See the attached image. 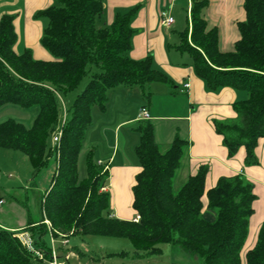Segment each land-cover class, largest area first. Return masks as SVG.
Wrapping results in <instances>:
<instances>
[{"label":"trees","instance_id":"trees-1","mask_svg":"<svg viewBox=\"0 0 264 264\" xmlns=\"http://www.w3.org/2000/svg\"><path fill=\"white\" fill-rule=\"evenodd\" d=\"M55 1L36 13L46 20L40 43L51 59H36L30 49L15 51L14 16L0 18V107L39 106L31 126L14 119L0 122V147L24 153L34 175L55 164L49 188L42 194L40 223L28 218L23 230L30 234L35 250L23 244L20 232L0 226V264H45L51 254L44 239L49 233L54 238L61 234L127 238L136 259L160 253V245L169 243L199 256L204 264H264V221L245 262L241 258L254 212L253 182L239 173L222 176L205 190L208 167L202 165L174 189L189 142L176 135L162 149L150 120L138 122L140 141L134 148L141 167L132 187L138 221L111 214L110 192L105 189L108 167L97 161L92 149L86 152L85 177L80 179L78 161L94 106L105 110L108 91L117 86L141 87L148 98V84L169 79L153 67L150 55L129 56L134 33L130 23L137 6L116 13L110 25L98 27L101 0ZM208 3L191 0L189 26L179 32L175 47L190 56L208 89L230 86L245 91L246 97L233 103L235 118L212 123L229 156L243 147L245 164L253 165L258 163V139L264 136V0H243L245 19L237 23L239 38L227 52L218 48L216 28L207 29L203 11ZM89 72L90 79L73 100L54 146L51 137L62 120L61 96L75 90ZM204 194L207 208L215 211L211 221L203 215Z\"/></svg>","mask_w":264,"mask_h":264},{"label":"crops","instance_id":"crops-1","mask_svg":"<svg viewBox=\"0 0 264 264\" xmlns=\"http://www.w3.org/2000/svg\"><path fill=\"white\" fill-rule=\"evenodd\" d=\"M101 1L103 10L96 20L98 27L110 25L116 13L138 7L130 23L134 33L129 56L143 59L150 55L153 67L165 73L169 79L148 84L145 87L149 92L148 98L144 97L141 87L117 86L108 91L105 110H92V122L86 130L82 148L87 152L92 149L91 144L96 147L99 144L106 145L98 155L95 148L92 150L97 161L108 167L109 178L105 189L110 192L111 214L127 220L134 219L136 214L131 207L132 187L141 167L134 148L140 141L138 113L141 107H146L154 127L155 141L159 146H165L162 149L167 148L176 135L188 140L186 156L177 172L183 180L188 175L195 174L200 166L206 165L208 171L205 190L213 187L220 177L239 173L253 182L256 199L253 202L254 212L249 219L248 235L242 248L246 249V253L254 246L260 225L264 221V136L258 139L255 147L258 163L246 165L245 149L240 147L234 155L229 156L222 136L215 131L212 123L213 119L235 118L237 114L233 103L244 99L245 91L230 86L217 90L208 89L205 81L196 74L190 56L176 49L175 45L180 42V31L176 42L168 29L173 26L176 29L185 26V29L189 26L191 0ZM53 3L54 0H0V18L4 14L14 16L13 24L17 33L15 51L20 53L30 49L36 59H51L50 53L40 43L46 20L36 17V13ZM184 5L186 24L182 25L180 11ZM162 11H166L174 19L167 29L161 25ZM203 16L207 29L216 28L218 32L220 51H232L239 38L237 23L245 19L243 0H209ZM22 45L24 49L20 51ZM185 83L189 86H184ZM50 167H53L54 173L55 164L52 163ZM39 194L42 196L43 193ZM205 197L206 194L202 196L203 215L207 210ZM0 200V204H3L4 201ZM210 216L215 218V214L211 212ZM27 221V217L20 224L0 221V226L16 232H27L23 231ZM46 236H50V233ZM60 239L57 240L59 252L63 253L70 247L63 246ZM242 261L245 262V256Z\"/></svg>","mask_w":264,"mask_h":264},{"label":"rangeland","instance_id":"rangeland-1","mask_svg":"<svg viewBox=\"0 0 264 264\" xmlns=\"http://www.w3.org/2000/svg\"><path fill=\"white\" fill-rule=\"evenodd\" d=\"M54 3L57 4L55 0ZM185 9L186 6L184 5L182 6V11H180L182 25L186 24ZM184 27L185 26H181V28L176 29V27L173 26L168 29V33L171 34L177 42V33L178 31L184 30ZM162 31H164V28H162ZM23 49L24 46H20L19 50L22 51ZM90 76L91 72L84 77L75 90L61 96V118L64 116L67 118L73 100L76 95L85 88ZM94 108H97V106H94ZM38 112L39 106L37 104L28 107H22L16 104H10L6 107L1 106L0 122L7 119H14L26 126H31ZM91 145L92 149H96L97 155L98 153H102L104 151L103 146H106L105 144H99L98 147L94 144ZM107 145L109 146L110 144L107 143ZM160 147L163 148L165 146L160 144ZM85 155L86 151L82 148L78 161L80 179L85 177ZM52 173L53 167L51 168L49 166L42 169L37 175H34L32 165L24 153L0 147V199L4 201L3 204H0V221L9 224H20L22 220H26V217L27 219L29 217L42 218V196L39 193L42 194L49 188ZM183 179L184 178H181L179 173L176 175L173 183L174 189H177L181 185L184 181ZM210 212L215 214L214 210L207 208V210L204 211V218L211 221V219L214 218H211ZM33 221H36L35 224L40 223V219H35ZM51 237V234L50 236L44 237L48 247L52 246ZM60 237L62 236L60 235ZM66 237L69 239L68 246L70 248H68V250H72L75 256H71L68 260H65L63 264H204L199 256L192 254L181 246L169 243L160 245L162 248L160 253H154L136 259L133 257V245L127 238L79 234H69ZM58 239L59 238H54L53 246L56 248L58 256L61 257L60 254L62 253H60L57 248ZM121 251L126 252L127 255L120 256L113 254ZM245 251L246 249L241 250L242 259L245 256Z\"/></svg>","mask_w":264,"mask_h":264},{"label":"built area","instance_id":"built-area-1","mask_svg":"<svg viewBox=\"0 0 264 264\" xmlns=\"http://www.w3.org/2000/svg\"><path fill=\"white\" fill-rule=\"evenodd\" d=\"M174 19L172 16H170L166 11H162L161 12V25L167 29L169 28L172 23H173ZM184 86L188 87L189 84L188 83H185ZM138 118L140 120H149L150 119V114H149V111L146 109V107H141L140 110H139V113H138ZM65 116L62 118L60 124L57 126L56 130L53 132L52 134V137H51V142H52V145H57L59 143V140H60V137H61V134H62V128H63V125L65 123ZM2 201L0 200V203ZM139 215L137 214L135 217H134V220L135 221H138L139 220ZM45 222H47L49 224V222L47 220H45ZM62 237H60V242L63 246H68L69 244V239L65 236V235H62ZM19 237L21 239V241L23 242V244L26 245V247L30 250H35L33 245H32V240H31V237H30V234L28 232H21L19 234ZM51 241H52V246H51V254H50V258L49 260H46V264H63V262L65 260H68L71 256H75V254L71 251V250H68L65 251L63 253V255L61 257L58 256L57 254V251H56V248L53 246V243H54V237L52 236L51 237ZM35 253L40 257L42 258V253L40 251H35Z\"/></svg>","mask_w":264,"mask_h":264}]
</instances>
